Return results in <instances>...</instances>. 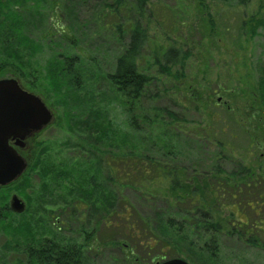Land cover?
I'll use <instances>...</instances> for the list:
<instances>
[{"label": "rangeland", "instance_id": "rangeland-1", "mask_svg": "<svg viewBox=\"0 0 264 264\" xmlns=\"http://www.w3.org/2000/svg\"><path fill=\"white\" fill-rule=\"evenodd\" d=\"M146 2L141 18L138 0H127V7L118 11L114 0H38L40 10L24 16L21 1L13 3L15 15L3 3L0 78L21 81L23 88L45 101L56 119L28 144L34 151L25 176L0 190V264H29L25 253L46 241L82 245L85 264H158L176 258L189 264H264L260 228L256 234L263 248L247 244L244 238L250 235L224 234L219 238V260L213 261L199 249L200 231L176 237L164 229L168 208L158 187L110 184L111 173L104 166L128 150H119L124 140L141 154L159 151L170 141L187 151L174 164L188 173L206 175L216 164L231 172L240 163L264 175V1L245 6L239 0ZM14 17L20 23L22 19L24 33L38 46L22 71L21 36L16 40L13 34L9 40ZM138 20L150 37L139 66L152 81L136 104L141 129L135 131L130 107L109 76L128 43L126 36L119 39L115 27H129ZM255 22L263 24L253 33ZM173 46L189 57L182 67H171L169 76L161 73L153 56L160 47L166 51ZM71 58L78 61L70 62ZM55 73L60 74L61 92L49 81ZM97 113L107 119L114 136L120 134L119 141L113 142L111 134L86 143L83 137ZM169 113L179 121L171 123ZM146 118L152 123L146 124ZM249 138L254 139L250 145ZM217 141L226 144L225 152L215 148ZM91 145L100 150L90 151L103 163L89 154ZM250 194L247 199L253 197ZM14 195L26 203L22 214L11 209ZM260 210L245 205L240 217L223 212L227 231H234L240 220H264V207ZM140 217L156 227L158 243L141 231L136 238L128 237L127 222Z\"/></svg>", "mask_w": 264, "mask_h": 264}, {"label": "trees", "instance_id": "trees-1", "mask_svg": "<svg viewBox=\"0 0 264 264\" xmlns=\"http://www.w3.org/2000/svg\"><path fill=\"white\" fill-rule=\"evenodd\" d=\"M21 1V15L27 13H36L40 10V6L37 5L38 0H0V10L5 7L10 11L11 15H15L13 9V3L18 4ZM127 0H114L115 11L119 8H126ZM254 0H239V5H249ZM264 1V0H262ZM31 5L27 6V4ZM138 16L141 18L145 12L146 0H138ZM119 9V10H121ZM24 12V13H23ZM2 15V14H1ZM15 19L10 21V26L14 25V29H10L12 39L13 34L19 40L21 36V71L23 70V64H26L32 59L34 49L38 46L32 42L26 33H24L23 21L21 19ZM20 23V24H19ZM25 23V21H24ZM256 25L252 30L253 33L257 30L263 22H255ZM19 25V28H17ZM21 25V26H20ZM116 33L119 39L122 41L125 36L128 37V43L125 49L119 55L117 59L116 70L109 76L110 82L116 88L117 93L126 101V104L130 107L129 112L131 116V124L135 131L141 129L138 123V118L135 114L136 104L140 103V100L144 97L146 89L151 83L152 79L143 72V68H140L139 62L142 60L143 55L149 45L150 37L148 28L138 20L134 24L126 27L124 25H117ZM2 30H6L2 29ZM19 46V45H18ZM14 49L17 51L18 49ZM189 57L188 54H184L182 50L173 46L165 51L163 47H160L155 55L153 61L155 65H158L162 74L171 75V67L176 65H184L185 60ZM76 58H71L70 62H77ZM54 84V90L61 92L63 85L60 81V74L52 75L49 79ZM75 90L74 83L70 84ZM78 88V87H77ZM169 117L173 122H178V118L169 113ZM97 113L96 117L90 123L87 134L83 137L88 144L91 141H98L102 139L103 135L107 139V136L113 134L109 122L107 119ZM107 122V125H103L100 121ZM89 121V120H88ZM146 124H151L147 118L144 120ZM120 134L116 133L113 138L114 141H119ZM125 139L128 137H124ZM164 141L163 139H161ZM253 138H249V145L252 144ZM125 140L122 142V148L128 149L123 153L120 158H111L105 161L107 169L110 171L111 176L109 178L110 184L120 185L130 188H147L158 187L157 193H159L166 200L168 212L166 213L164 229L178 237L185 232H192L198 235L197 244L200 245V250H204L208 257L213 261L219 260V238L224 234L232 236L234 233L237 236L250 235V238H244L245 242L253 247L263 248V241L258 238L256 232L260 228V231H264V220L259 215V218L254 221V224H247L246 222L239 221L238 226L234 231H227L228 218L230 216H241L243 207H255L260 208V212L264 207V175L257 176L255 171L251 167L243 166L240 163L234 164L235 169L233 171H227L223 166L216 164L214 169L206 175H196L188 173L186 168L174 164L179 155H184L187 151L182 150L176 146L174 142H163V146L158 151L148 152L147 154H141L136 152L135 145H125ZM225 145L223 142H216V149H220L225 152ZM45 148H42V151ZM99 153L100 150L91 145L89 147V154L93 155L98 162L103 163L95 153ZM34 151V149H33ZM32 151V152H33ZM32 152L27 157L31 161ZM223 152V154H224ZM163 153L164 157H160ZM218 156L221 159L222 155ZM148 155V156H147ZM215 161H218L217 155H215ZM187 159V156H183ZM33 158V157H32ZM181 157L179 156V159ZM170 160V161H168ZM213 160V159H212ZM190 167V166H188ZM25 176V175H24ZM95 181V179H92ZM163 186L164 188H160ZM253 196L251 199H247V194ZM234 199V202L230 199ZM185 205V206H183ZM237 207V210L235 211ZM223 212H226V219H223ZM243 214V212H242ZM154 222V221H153ZM155 223V222H154ZM130 230L128 231L129 238H136L137 231H141L142 236L147 238H155V242L158 243L159 239L155 236L156 227L153 228L147 220L142 217L137 218V222H127ZM156 224V223H155ZM240 229L239 230H237ZM242 230V231H241ZM139 236V234H138ZM166 239H173L165 236ZM150 245V243H149ZM84 248L82 245L67 244V243H55L54 241H46L44 244L32 248L25 253L29 264H85L84 263ZM25 258V256H24ZM26 261V259H25Z\"/></svg>", "mask_w": 264, "mask_h": 264}, {"label": "water", "instance_id": "water-1", "mask_svg": "<svg viewBox=\"0 0 264 264\" xmlns=\"http://www.w3.org/2000/svg\"><path fill=\"white\" fill-rule=\"evenodd\" d=\"M54 121V114L37 95L18 86L16 80L0 81V187L19 179L29 163L9 145L11 138L25 147V141L41 133ZM13 212L22 214L26 203L18 196L10 202ZM158 264H189L183 259H172Z\"/></svg>", "mask_w": 264, "mask_h": 264}, {"label": "flooded vegetation", "instance_id": "flooded-vegetation-1", "mask_svg": "<svg viewBox=\"0 0 264 264\" xmlns=\"http://www.w3.org/2000/svg\"><path fill=\"white\" fill-rule=\"evenodd\" d=\"M11 79H15L16 81H17V83H18V86H19V88L21 89V81H19L18 79H16V78H13V77H11V78H0V81H2V80H11ZM30 92V91H29ZM32 93V92H31ZM28 143H29V141L27 142V145H28ZM9 145L11 146V147H13L14 148V150L21 156H24V155H26V154H28L29 152H31V146H26L25 148H21V146H19V145H17V140H15V139H13V138H11V140L9 141ZM23 150H25V153H24V151ZM9 187L8 186H5V187H0V190H5V189H8Z\"/></svg>", "mask_w": 264, "mask_h": 264}]
</instances>
